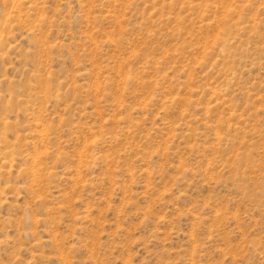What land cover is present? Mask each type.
I'll use <instances>...</instances> for the list:
<instances>
[{
  "label": "rangeland",
  "instance_id": "1",
  "mask_svg": "<svg viewBox=\"0 0 264 264\" xmlns=\"http://www.w3.org/2000/svg\"><path fill=\"white\" fill-rule=\"evenodd\" d=\"M0 264H264V0H0Z\"/></svg>",
  "mask_w": 264,
  "mask_h": 264
}]
</instances>
